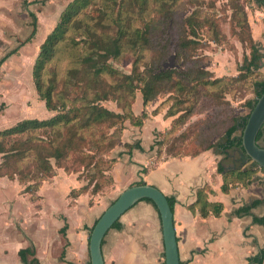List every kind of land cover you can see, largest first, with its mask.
I'll return each instance as SVG.
<instances>
[{"label":"rangeland","instance_id":"rangeland-1","mask_svg":"<svg viewBox=\"0 0 264 264\" xmlns=\"http://www.w3.org/2000/svg\"><path fill=\"white\" fill-rule=\"evenodd\" d=\"M73 1L66 0L64 10ZM122 23L127 26L124 31L139 29L148 39H145V45V41L139 40L137 45L131 41L128 44L123 42L119 58L107 61L121 77L133 78L125 82L127 89L120 91L116 100L112 96L113 99L101 102L108 110L128 117L123 122L120 142L105 156L115 162L112 170L103 169L104 174L94 172L91 175L97 179L91 183L87 179L91 175L75 166L73 159L57 166L52 161L54 177L63 172L78 177L79 190L88 197L91 209L97 203L107 209L118 198L113 171L120 160L117 154L120 147H124L126 153H132L131 147L140 143L139 134L147 131L152 135L151 148H154L149 154L154 157L157 153L161 160L199 154L210 143H218L234 118L250 114L248 103L256 98L254 82L264 78V66L250 64L254 55L253 43L260 53L264 52V6L257 0H93L58 43L56 57L47 68L45 80L46 83L54 80L55 103L60 105V93L65 83L72 81L71 69H81L75 80L80 81L81 87L87 85L92 75L88 74L81 60L88 53L97 52L98 49L92 46L93 41L115 38ZM160 72L161 78L154 80V74ZM103 79L108 81L107 88L112 80L107 76ZM145 80H154V87L159 90L147 103L141 92ZM130 85L136 88L135 92ZM32 89V112L27 115L21 112L12 114L7 103L0 100V131L14 126L10 118L15 122L47 120L56 116L57 112L48 110L45 101L40 99L34 80ZM69 94L73 95L72 92ZM34 95L37 101L33 99ZM41 103L44 104L42 110ZM13 105L16 107V102ZM29 115L32 118H28ZM125 135L134 140L124 143ZM211 150L214 149L208 151ZM230 153L235 159L231 165L234 170L251 167V163L245 166L240 163V152L238 155ZM156 164L155 161L154 166ZM229 165L227 163L226 167ZM54 177L47 179L42 186ZM104 177H111L113 183L100 184ZM13 181L19 184L21 195L37 201L40 188L33 192L27 188L32 183H23L18 177ZM97 181L100 188L94 194ZM45 194L47 196V192ZM24 204L26 207L22 212L26 211L30 218L31 203L24 201Z\"/></svg>","mask_w":264,"mask_h":264},{"label":"crops","instance_id":"crops-1","mask_svg":"<svg viewBox=\"0 0 264 264\" xmlns=\"http://www.w3.org/2000/svg\"><path fill=\"white\" fill-rule=\"evenodd\" d=\"M65 5L66 0H0V100L12 114L32 112L36 56ZM33 99L37 101L35 95ZM40 106L44 109L43 103ZM9 120L14 126L21 122ZM139 135L143 152L133 149L128 154L124 147L117 152L120 160L113 171L116 198L124 187L143 181L175 201L180 264H256L250 260L264 255V225L255 222L264 218V171L254 169L247 186L240 184L224 192L219 166L225 173L234 170L230 152L238 155L240 151L223 153L215 148L198 157L163 160L144 174L140 171L155 157L149 154L152 135L147 131ZM125 137L124 143L134 140ZM258 143L264 148V129ZM80 187L78 177L59 173L42 186L34 202L21 195L16 181L0 176V264H23L19 252L26 249L35 252L40 264H91V230L106 209L98 203L91 209L88 197L75 196L73 191ZM205 187L207 201L223 206L219 216L204 217L193 207ZM24 201L31 203L30 218L22 212ZM257 201L263 203L254 206ZM118 223L103 241L105 264H165L162 225L154 205L140 201Z\"/></svg>","mask_w":264,"mask_h":264},{"label":"trees","instance_id":"trees-1","mask_svg":"<svg viewBox=\"0 0 264 264\" xmlns=\"http://www.w3.org/2000/svg\"><path fill=\"white\" fill-rule=\"evenodd\" d=\"M92 1L74 0L67 6L62 14L60 23L48 35L41 47L33 68V80L35 81L39 97L42 101H45L48 110L57 112L56 116L47 120L26 119L11 128L0 131V156L2 160L0 163V176L8 177L10 180L18 177L19 181L23 183H32L27 188L31 191L34 190L33 192L39 191V188H42V184L47 179L54 177L55 166L52 162L53 160L57 166L62 161L69 162L73 159L75 166H80L84 173L86 172L90 175L94 172L104 174L103 169L111 171L115 164L113 160H108L105 156L120 142L123 132V122L128 117L108 110L101 105V102L109 101L113 98L116 100L117 94L127 89L125 82L128 80L132 81L133 78L131 76L121 77L118 71L107 64V61L110 58H119L122 53L123 42H127L128 44V41H131L134 45H137L138 40L144 42L145 39H148L146 33L141 32L139 29L126 32L124 30L127 26L122 23V27L117 33V36L120 34L118 38L116 36L108 40L97 39L93 41L92 46L98 49L97 52L88 53L81 60L88 74L92 76L87 85L81 87L80 81L75 80L78 78L81 69H71L70 79L72 81L65 83V88L60 93L62 96L60 105L54 101V80L50 79L47 83L45 80L47 68L56 57L58 43L65 38L71 24L90 6ZM257 1L264 6V0ZM146 42H144V45ZM252 49L254 53L257 50L254 43ZM255 62L256 58L252 57L251 66L255 65ZM161 74V72L154 74V80L161 78ZM105 76L110 77L112 80L107 88L108 81L103 79ZM154 80L151 82L145 80L144 86L141 89L146 103L155 94L159 93V90L154 87L156 84ZM213 84H216V82ZM130 88L135 92L136 88L132 87V85H130ZM253 88L256 98L248 103L250 113L264 93V78L255 81ZM70 92L73 95H70ZM249 115L234 118L232 124L227 127L224 136L218 143H210L201 153L194 156H170V158L164 160L198 157L208 150L215 148L222 150L223 153L230 150H237L242 153V134ZM261 134L262 132L259 134L258 141L261 138ZM131 149L144 151L140 144L131 147ZM153 149L152 147L150 150ZM160 156L157 153L152 164L144 168V174L154 168L155 161L156 163L163 161ZM245 168L225 173L221 165L219 166L218 172L224 176V185L222 186L224 192H228L229 189L240 184L247 186L250 183L255 170L248 169L244 171ZM65 169L72 171L70 168ZM4 170L7 171L4 172ZM73 172L78 171L73 170ZM87 179L93 183L97 179V176L91 175ZM104 183L111 184L113 183V179L111 177H104L100 181V184L103 185ZM143 184L145 183L142 181L138 185ZM99 188L100 186L97 181L94 186V194L99 192ZM208 191V187H205L198 192V200L193 207H198L204 217H208L210 214L219 216L223 211V206L221 204H210L207 201ZM82 193H84L82 190L73 191L75 196ZM168 200L172 211H174L175 201L173 199ZM144 201L154 205L150 200ZM262 203L263 201H257L253 205L257 206ZM243 211H247V209ZM255 222L264 225V218L258 219ZM117 226H119L118 222L114 227ZM65 231L66 229L62 233L64 234ZM19 257L23 264H40L35 259V252L31 249L21 250ZM263 261L264 255L261 254L258 259L250 260V263L263 264Z\"/></svg>","mask_w":264,"mask_h":264},{"label":"water","instance_id":"water-1","mask_svg":"<svg viewBox=\"0 0 264 264\" xmlns=\"http://www.w3.org/2000/svg\"><path fill=\"white\" fill-rule=\"evenodd\" d=\"M264 129V93L251 111L242 134V165L251 163L248 169L264 171V148L258 143ZM154 203L161 220L164 242L165 264H180L178 241L174 224V212L168 198L156 187L148 184L131 186L120 193L118 198L104 211L95 224L89 241L91 264H105L102 246L108 232L140 201Z\"/></svg>","mask_w":264,"mask_h":264},{"label":"flooded vegetation","instance_id":"flooded-vegetation-1","mask_svg":"<svg viewBox=\"0 0 264 264\" xmlns=\"http://www.w3.org/2000/svg\"><path fill=\"white\" fill-rule=\"evenodd\" d=\"M261 54H263V55H261ZM253 57H255L256 58V62L254 63L255 65H257L258 67H260V65L262 66H264V52L262 53H260L259 52V49L257 48V52L256 53H254V56ZM238 160H240V163H242V161H241V158H240V154H239V159Z\"/></svg>","mask_w":264,"mask_h":264}]
</instances>
